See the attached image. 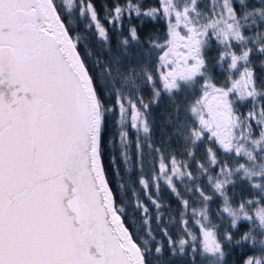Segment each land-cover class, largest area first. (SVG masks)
I'll list each match as a JSON object with an SVG mask.
<instances>
[{
  "label": "snow or ice",
  "instance_id": "6c2138e0",
  "mask_svg": "<svg viewBox=\"0 0 264 264\" xmlns=\"http://www.w3.org/2000/svg\"><path fill=\"white\" fill-rule=\"evenodd\" d=\"M158 2L159 7L142 11L127 0L125 7L111 10L109 20L134 13L164 21L162 36L143 41L156 54V75L146 68L125 73L115 58L94 77L77 50L80 37L71 34L64 18L78 12L107 41L91 0H0V264H151L153 254L164 251L159 243L152 246L146 205H135L147 231L138 242L125 225L124 208L116 204L103 158L106 113L114 110L106 104L108 94L119 112L124 163L130 159L125 128L130 115L131 127L143 132L147 147L159 156L151 183L159 190L163 180L179 198L182 235L173 240L163 229L171 253L190 255L192 264H227V246L247 241L259 245L261 255L244 264H264V81L258 83L252 62L254 54L264 57V0ZM130 41L141 43L135 26L121 43ZM213 44L218 55L212 68L223 80L209 67ZM141 75L152 86L150 103L139 95L133 99ZM162 94L185 96L183 121L177 108L175 131L187 156L195 159L196 148L207 142L196 174L187 161L175 155L166 159L151 142L148 110ZM142 147L138 139L141 159ZM218 151L232 162L220 159ZM200 177L211 195L197 183ZM177 180L191 182L184 190L198 203L182 196ZM139 183L150 188L143 176ZM237 183L253 195L235 203L228 189ZM214 196L222 201L216 215L229 218L232 229L249 222L240 239L234 241L231 231L221 235L212 222ZM190 219L198 234L188 230ZM155 259L158 264L159 255Z\"/></svg>",
  "mask_w": 264,
  "mask_h": 264
},
{
  "label": "trees",
  "instance_id": "16d2710c",
  "mask_svg": "<svg viewBox=\"0 0 264 264\" xmlns=\"http://www.w3.org/2000/svg\"><path fill=\"white\" fill-rule=\"evenodd\" d=\"M60 0H57L59 4ZM100 23L107 31L108 40H103L93 25L88 27L90 21L79 17L78 12L69 16L65 14V23L69 25L71 34L73 36L80 37V43L77 46L81 58L84 60L86 66L89 68L90 73L94 77H99L101 68L109 61L119 58L122 64V70L127 73L134 70L140 72L141 69H147L155 76L156 68V54L151 52L149 47L143 41L146 40L152 34H158L162 36L166 31L165 23L162 19L158 18L152 20L148 17H137L134 13L131 15L125 13L120 21L110 23L111 10L119 4L121 7H125L127 0H91ZM206 3V0H204ZM133 3L139 4L141 10H147L153 7H159L158 0H133ZM204 3H202V7ZM135 26L137 33L140 37L141 43L136 41H130L128 45H123L121 42L125 37L129 36V29ZM217 48L215 44L210 50V63L209 67L213 73L217 76L218 80H221L224 76L218 69L212 68L215 63V57L217 56ZM97 61L100 63L97 64ZM261 61H264V57L254 54L252 56V62L255 65L258 83L264 81V68H261ZM138 91L133 93V99L137 95L143 96L144 102L150 103L153 99L152 86L145 84L143 76L141 75L138 80ZM159 87V84H157ZM105 101L108 107L113 108L112 112L106 113V127L103 133L104 138V165L106 175L109 180L110 187L113 190L115 201L118 207L124 208V222L129 228V231L133 233V238L140 242V237L147 238V231L143 226V213L135 207L137 201L142 202L149 209L148 215L151 217L150 227L155 240L152 241L154 247L157 243L163 245L164 251L161 254H153L151 264H157L155 259L156 255H159L158 264H192L190 255H182L177 252L173 255L168 248V237L163 234V229H167L169 235L173 240H177L183 233L182 225L180 224V212L182 211L179 198L176 197L170 189L161 180L159 190L151 183V178L154 172L158 171L159 156L156 152L150 150L147 147L148 138L145 137L143 132H137L136 129L131 127L130 116L125 126L128 132V155L130 157L127 164L124 163L121 156V147L118 137L119 120L118 108L115 107L114 95L108 94L105 97ZM185 96L183 94H177L175 96H168L162 94L158 103L150 104V123L152 125L151 142L155 147L161 148L164 152L165 158H169L171 155H175L179 161H187L194 174L197 173V161L205 162V148L206 144L202 143L195 150V159L187 156V149L184 146V140L179 134L176 133L177 122V108L180 109L179 117L180 122L184 117ZM139 139L142 147V159L137 153L136 143ZM111 141V143H110ZM213 147H215L213 145ZM220 159H228L231 163L230 157L218 151ZM112 157H115V163L112 162ZM143 176L150 181V188L145 190L139 183L140 177ZM177 187L180 189L184 198L189 199L192 202L198 203V197L193 193L185 192V184L191 186V182L185 180L181 183L176 181ZM197 183L205 185L204 190L208 194H212L211 190L206 186V178L200 177ZM122 185V187H121ZM228 195L233 198L235 203H238L243 198H250L253 195L252 190L241 183H237L235 187L228 189ZM152 199L157 200L161 207L157 209L151 202ZM221 199L218 196H214L213 201L210 203V215L212 222L219 225L220 233L224 231H231L234 235V241L240 239V237L248 231L249 222L240 221L236 229L230 227V220L226 216L221 219L216 213L218 207L221 204ZM160 215L158 220L156 217ZM188 230L198 234V226L190 219ZM229 251L226 257L227 264H244V261L249 256L261 255L260 246H254L250 242H243L240 245H236L233 242L232 245L227 246ZM190 252V249H189Z\"/></svg>",
  "mask_w": 264,
  "mask_h": 264
},
{
  "label": "flooded vegetation",
  "instance_id": "af4514ba",
  "mask_svg": "<svg viewBox=\"0 0 264 264\" xmlns=\"http://www.w3.org/2000/svg\"><path fill=\"white\" fill-rule=\"evenodd\" d=\"M202 6V5H201ZM214 45V44H213ZM212 49V48H211ZM210 49V50H211ZM210 50L208 51V53H207V55H208V57L210 56ZM217 55H218V53H217ZM224 79V77L221 79V80H223ZM247 109L246 108H242L241 109V111H246Z\"/></svg>",
  "mask_w": 264,
  "mask_h": 264
},
{
  "label": "rangeland",
  "instance_id": "374dc122",
  "mask_svg": "<svg viewBox=\"0 0 264 264\" xmlns=\"http://www.w3.org/2000/svg\"><path fill=\"white\" fill-rule=\"evenodd\" d=\"M130 116V115H129Z\"/></svg>",
  "mask_w": 264,
  "mask_h": 264
}]
</instances>
